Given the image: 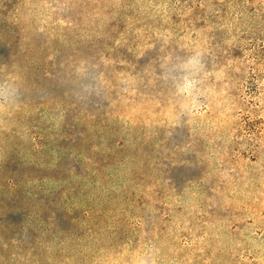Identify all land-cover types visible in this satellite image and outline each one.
Returning <instances> with one entry per match:
<instances>
[{
  "label": "rangeland",
  "instance_id": "obj_1",
  "mask_svg": "<svg viewBox=\"0 0 264 264\" xmlns=\"http://www.w3.org/2000/svg\"><path fill=\"white\" fill-rule=\"evenodd\" d=\"M0 264H264V0H0Z\"/></svg>",
  "mask_w": 264,
  "mask_h": 264
},
{
  "label": "clouds",
  "instance_id": "obj_2",
  "mask_svg": "<svg viewBox=\"0 0 264 264\" xmlns=\"http://www.w3.org/2000/svg\"><path fill=\"white\" fill-rule=\"evenodd\" d=\"M197 65H198V61L193 58L188 62L187 67L191 68L193 71L197 70ZM194 87V82L185 79L184 83L181 85L180 89H178L179 91H182L184 93H190L191 90Z\"/></svg>",
  "mask_w": 264,
  "mask_h": 264
}]
</instances>
